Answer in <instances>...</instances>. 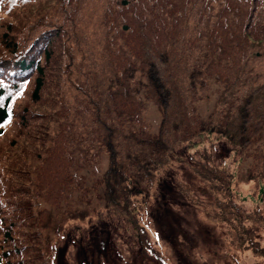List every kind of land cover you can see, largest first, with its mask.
Instances as JSON below:
<instances>
[{
	"label": "trees",
	"instance_id": "1",
	"mask_svg": "<svg viewBox=\"0 0 264 264\" xmlns=\"http://www.w3.org/2000/svg\"><path fill=\"white\" fill-rule=\"evenodd\" d=\"M17 128L0 147V264H53L41 234L21 238L26 223L105 159L96 197L133 225L144 261L171 264L133 211L182 149L205 192L178 193L235 251L264 258V209L242 206L213 140L264 182V0H0V138Z\"/></svg>",
	"mask_w": 264,
	"mask_h": 264
},
{
	"label": "rangeland",
	"instance_id": "2",
	"mask_svg": "<svg viewBox=\"0 0 264 264\" xmlns=\"http://www.w3.org/2000/svg\"><path fill=\"white\" fill-rule=\"evenodd\" d=\"M200 104L203 113L207 114L213 108L214 99ZM159 121V113L154 109V127L157 128ZM17 131L18 128L13 134L0 138V147L7 149L10 137H14ZM213 140L218 146L217 163L235 173L242 206L250 210L261 205L264 209V182L249 180L251 161L240 164L234 159L232 151L227 149L229 145H226V141L219 137ZM190 152L193 150H180L175 155V159L180 161L176 160L160 174L154 195L139 198L138 206L133 211L138 224L148 232L156 250L168 258L171 264H264V258L255 259L250 251H235L232 244L230 246L227 228L205 222L204 217L198 216L200 212L190 207L178 193L177 186L180 183H191L197 192H205L204 185L189 170ZM106 168L105 159L101 165H93L82 172L85 179L81 189L75 194L68 190L60 203L56 202L52 206L41 199L38 209L39 213L47 214L46 220L38 216L40 222L36 224L35 216V225H31L33 229H29V220L21 238L32 241L35 233L41 234L44 239L42 252L52 257L54 255L53 264H157L156 260H143L133 225L96 197L102 189H93V186H97L96 180L102 177ZM48 210H51V214ZM90 234L96 237L92 236L90 240ZM261 235L264 244V232ZM111 242L115 246L113 258L103 263L98 256L105 249L109 250Z\"/></svg>",
	"mask_w": 264,
	"mask_h": 264
}]
</instances>
